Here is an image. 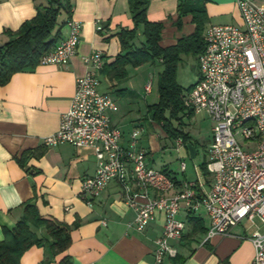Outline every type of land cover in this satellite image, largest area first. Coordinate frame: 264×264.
<instances>
[{
    "label": "crops",
    "instance_id": "obj_1",
    "mask_svg": "<svg viewBox=\"0 0 264 264\" xmlns=\"http://www.w3.org/2000/svg\"><path fill=\"white\" fill-rule=\"evenodd\" d=\"M181 1L149 2L147 19L163 26L159 42L162 48L175 45L195 30L190 14L181 17L180 26L177 25ZM198 1L204 2L207 16L203 34L211 25L241 23L235 0ZM69 2L71 17L81 24L77 51L69 64L65 67L38 64L33 69L13 74L6 84L0 85V241L3 229H11L21 219V205L33 201L41 217L55 219L70 227L77 223V226L72 227L70 244L63 253L51 257L46 246H33L22 255L19 264H41L47 258H51V264H59L65 257L69 264H154L155 241L163 230L164 213L155 211L154 219L138 233L131 227L136 212L125 203L123 186L118 182H110L90 205L81 199L82 179L94 175L96 170L91 148L69 144L46 148L42 145L44 137L57 131L61 115L70 107L75 82L86 70L83 58L99 51L105 65L112 64L123 53L117 34L121 29L133 28L127 0ZM47 5L48 0H0V45L8 41L5 32H16L36 16L38 7ZM61 14L62 18L57 19L52 32V37L58 34L57 43L67 35L64 22L68 15L63 11ZM143 40L140 30L135 45H140ZM156 62L161 65L160 61ZM154 63L127 66V78L123 81L110 80L102 71L98 78L100 91L109 94L116 104L117 109L109 112V117L122 134L121 144H128L131 132L141 131L138 145L146 151L145 161L152 169L167 170L166 175L174 183L167 192L171 196L185 183L198 180L187 179L186 168L181 169L182 163L181 176L172 169L169 161L156 165L155 155L167 146L161 140L167 139L172 145L175 141L170 140L147 114L148 106L157 102V94L156 99L149 98L153 76L148 66ZM147 85H150L149 92L145 90ZM176 147L180 157L189 156L187 148ZM38 150L42 151L39 157L30 158L24 167L18 164L22 152ZM197 168H194L197 178L200 177L202 189L207 192L212 178ZM127 186L132 193L141 192L133 180L128 181ZM148 194L151 198L156 196L152 189ZM194 216L202 218L206 229L210 227L202 210ZM177 219L185 224V230L179 240H171L169 244L183 258L181 264H253L254 248L249 240L253 228L248 223L234 227L230 236H213L204 241L205 234L189 236L191 226L183 210ZM31 229L39 238L50 240L43 229ZM163 264L179 263L173 258H165Z\"/></svg>",
    "mask_w": 264,
    "mask_h": 264
},
{
    "label": "built area",
    "instance_id": "obj_2",
    "mask_svg": "<svg viewBox=\"0 0 264 264\" xmlns=\"http://www.w3.org/2000/svg\"><path fill=\"white\" fill-rule=\"evenodd\" d=\"M235 3L241 23L206 29L197 80L184 97L193 114L201 113L213 122L206 149V171L212 178L209 191H203L199 177L168 196L174 183L165 173L148 167L146 151L138 145L141 131L131 132L128 144H121L122 134L109 117L116 104L100 91L98 73L105 61L99 51L83 58L86 70L75 82L68 111L61 115L57 131L42 139L46 148L69 144L93 150L95 173L83 178L80 188L86 204L116 181L123 186L125 203L136 212L131 225L135 231L143 232L155 211L164 213L154 264L177 256L169 242L184 233L185 224L177 219L181 210L206 214L210 227L204 241L230 236L234 227L248 223L253 228L249 237L254 248L252 263L264 264V231L260 230L264 227V2ZM64 25L67 35L41 56L39 64L65 67L76 54L81 24L70 16ZM145 90L149 92L150 85ZM174 141L183 146L180 138ZM131 180L141 192H130L127 182ZM150 189L156 192L153 198Z\"/></svg>",
    "mask_w": 264,
    "mask_h": 264
},
{
    "label": "trees",
    "instance_id": "obj_3",
    "mask_svg": "<svg viewBox=\"0 0 264 264\" xmlns=\"http://www.w3.org/2000/svg\"><path fill=\"white\" fill-rule=\"evenodd\" d=\"M151 0H127L133 28L121 29L117 34L122 54L115 61L104 66L102 72L110 80L123 81L127 78V66L139 67L143 64L160 61L163 67L158 75L157 102L148 106L147 114L150 119L161 126L170 140L180 138L183 146L192 144L190 135L183 129V118L193 116L192 110L184 103L186 93L192 88L184 90L176 82L177 64L182 55L198 56L204 49L203 31L207 22L204 2L198 0H182L178 5V21L183 16L191 15L195 26L194 32L182 37L173 46L162 48V24L150 22L147 19V9ZM71 16L72 6L69 0H48V5L38 7L36 16L25 22L16 32H5L8 41L0 45V85L8 82L10 77L24 70L35 68L42 55L54 48L58 41V34L52 37L61 12ZM141 30L143 42L136 46L138 32ZM42 151H24L17 162L24 167L30 158H36ZM202 173L206 174V163L200 165ZM163 173L168 174L163 169ZM23 215L11 229H3V239L0 241V264H19L22 255L33 246H46L51 257L63 253L69 246L72 227L55 219L41 217L33 201L23 203ZM187 222L191 226L190 235H204L207 229L201 217L187 214ZM31 228L43 229L50 240L39 238ZM174 262L181 264L183 258L175 256ZM41 264H51V258ZM59 264H69L63 258Z\"/></svg>",
    "mask_w": 264,
    "mask_h": 264
},
{
    "label": "rangeland",
    "instance_id": "obj_4",
    "mask_svg": "<svg viewBox=\"0 0 264 264\" xmlns=\"http://www.w3.org/2000/svg\"><path fill=\"white\" fill-rule=\"evenodd\" d=\"M59 20L62 18V14L59 15ZM151 69L152 78V94L149 96L150 100L156 99L157 94V82L158 77L157 73L161 70V65L157 62L153 66H148ZM198 76V58L192 54L182 55L181 60L177 64L176 69V82L184 90L189 86L194 85ZM146 79L148 76L145 77ZM102 88V87H100ZM183 129L190 135L191 142L195 151L197 153L194 159L190 158L187 155H184L183 158L180 157L179 151L176 150V144L171 143L167 139H162L161 143L167 145L163 151H160L155 155L156 165H159L162 161H169L171 163L172 169L175 172L180 173V164H185V175L189 181L199 180L197 178V173L194 168L200 167L202 163H207L209 161L206 149L209 145L211 139V128L213 122L209 117L201 113L194 114L190 118H183ZM175 143V142H174ZM183 150V148H182ZM181 158V159H180ZM246 222H243L245 225ZM261 232L264 231V228H260Z\"/></svg>",
    "mask_w": 264,
    "mask_h": 264
},
{
    "label": "water",
    "instance_id": "obj_5",
    "mask_svg": "<svg viewBox=\"0 0 264 264\" xmlns=\"http://www.w3.org/2000/svg\"><path fill=\"white\" fill-rule=\"evenodd\" d=\"M186 148L188 150L190 158L194 159L196 157L195 148L191 144L187 145Z\"/></svg>",
    "mask_w": 264,
    "mask_h": 264
}]
</instances>
